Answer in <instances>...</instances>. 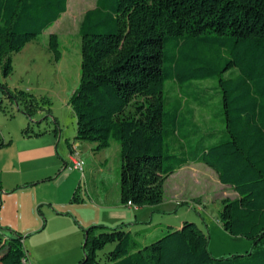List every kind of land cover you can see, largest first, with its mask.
<instances>
[{"label": "trees", "instance_id": "trees-1", "mask_svg": "<svg viewBox=\"0 0 264 264\" xmlns=\"http://www.w3.org/2000/svg\"><path fill=\"white\" fill-rule=\"evenodd\" d=\"M67 2L0 0L3 78L13 72L12 56L53 27ZM78 35L80 82L68 101L76 120L72 141L93 145L94 153L111 142L119 146L120 202L157 207L171 175L202 164L237 195L221 201L217 222L252 247L245 256L215 259L208 236L192 222L133 234L126 224L94 225L82 231L78 264H100L107 246L104 264H264V0H96ZM47 50L54 62L61 59L56 34L49 35ZM204 82L211 88L195 87ZM167 83L173 96L166 95ZM0 90L28 116L39 107L28 92L3 85ZM207 91L219 97L216 117L223 131L216 138L205 133L192 144L199 130L184 120L183 106H205L212 99ZM205 137L214 141L204 143ZM79 191L78 186L72 202H81ZM3 230L0 264H24L23 236L15 232L4 239Z\"/></svg>", "mask_w": 264, "mask_h": 264}, {"label": "rangeland", "instance_id": "rangeland-1", "mask_svg": "<svg viewBox=\"0 0 264 264\" xmlns=\"http://www.w3.org/2000/svg\"><path fill=\"white\" fill-rule=\"evenodd\" d=\"M95 1L68 0L67 12L62 15L60 20L39 36L37 40L27 44L21 52L12 56V74L5 79L0 73V87L3 85L9 90L28 92L39 101L38 109L31 116H28L22 105L17 106L14 100L7 97L0 90V143L10 142L8 147L0 148V195L2 194L0 202L35 200L46 202L40 206V209L48 208L49 205L47 204L50 202L66 201L67 198L63 194V185L65 186V184L72 181V176H78V180H82V173L79 171L71 174L61 173L55 176V173L59 169H63L64 164L67 163L68 152L63 148V140L59 147L55 146L57 145L58 134L56 135L54 130L57 128L62 136L67 137H71L75 133L76 120L68 101L80 82L81 56L78 30L83 15L95 6ZM50 34H56L59 38L61 59L58 62L53 61L52 55L47 50ZM211 86V82L195 84V87L199 89H208ZM172 89L173 85L171 83L165 85L167 96L168 92L170 96L174 95ZM206 93L212 99L205 106L200 107L192 101L183 106L182 115L184 120H191L198 126L197 129L199 130V134L191 138L192 144H195L199 137L205 133H211L213 134L212 137L216 138L219 135L218 133L223 131V126L216 117L220 110L219 97L213 96V91H207ZM169 108V105L166 106V110ZM24 131H27L30 137H26ZM37 133L43 134L36 136ZM211 138L205 137L203 139L204 143L214 141ZM83 144L85 145L79 147L77 152L85 162L86 169L94 162L93 157L89 155L90 151L87 149L89 143ZM111 144V147L101 157L102 159L106 157L109 160L110 167L113 166V163H119L120 160L116 157L118 146L114 142ZM116 165L118 166V164ZM201 168H205V166L201 164L187 169H197L196 171H198ZM205 170L208 173L198 171L193 174L197 175L198 178L196 176L188 177L192 173L185 172V174L179 173L176 177L169 179L166 184V199L163 205L158 207L159 212L153 214L152 222L140 225L135 231L156 227L159 224L179 228L181 222L188 221L194 223L208 236V249L213 258L245 256L252 251L251 243L244 238L229 235L217 222L218 213L222 207L221 201L223 199H236L235 193L228 187H221L217 177L211 173L212 171L207 168ZM49 172L53 173L49 181L41 182L30 188L31 191L29 192L31 193L27 194L25 191L18 193L15 190L7 193L1 188L2 182L3 187L11 189L14 187L16 179L33 175L35 177L47 175ZM107 176L110 183L109 190H112L114 187V172L110 171ZM59 182L62 183L59 184ZM81 187L82 190H80L79 195L87 202L88 196L83 180ZM174 189H177L175 193L178 197L179 195L183 197L189 194L193 197H199L195 200H187L186 203L181 202L183 199H180L177 207H175L172 203L167 202V196ZM72 193L71 191V195ZM70 200L71 198L67 202H70ZM194 202H200V205L202 202L199 210L193 208ZM81 206L73 203L68 208H75L77 210L75 213H79V215L88 214L89 211ZM68 217L78 231L77 237L70 227L62 225L57 232L49 235L46 240L36 243V251L43 249V264H78L82 259V231L87 228H83L79 223L76 224L75 222L78 219L73 216L69 215ZM18 227L14 229L4 228L2 236L4 239H9L14 236L15 232L21 234L25 240L24 248L29 252L30 240L38 241L43 233L41 231L31 233L27 232L25 226ZM110 249L111 246H107L103 252L99 253V257L102 259L100 264H104L103 253Z\"/></svg>", "mask_w": 264, "mask_h": 264}, {"label": "crops", "instance_id": "crops-1", "mask_svg": "<svg viewBox=\"0 0 264 264\" xmlns=\"http://www.w3.org/2000/svg\"><path fill=\"white\" fill-rule=\"evenodd\" d=\"M67 9H68V2H67ZM74 134L75 133H73L71 137H67L65 135L62 136V134L59 132L57 140L53 137L57 142V145L55 146L59 147L61 141L63 140V148L66 149L68 152L67 163L64 164L63 169L61 168L62 173L71 174V173L77 172L72 169V160H73L72 152L74 149L78 151L79 147H82L85 144L78 143V142L74 143L72 141ZM68 140H69V144L67 142ZM4 141L5 140L3 139V142ZM5 144H7V142H5ZM70 144L71 146H69ZM9 145L10 144H7L1 149H4L8 147ZM111 145L112 144H110V147ZM87 149L88 151H90L89 155L93 157V162H94L93 165L86 167V169H85V162H84V172L82 174V180L84 181V188L88 196V201L85 202V200L82 198L80 203H75V204L82 205L81 206L82 208L85 207L84 209H87L89 211L88 214L79 215V213H75L77 211L75 210V208H68L70 207V205L74 203L72 202V199L70 200V202H67V201L70 198H72V195L74 191L76 190V188L79 186L80 190H82V187H81L82 180L81 179L78 180V176H72L73 177L72 181L65 184V186L63 185V189H64L63 194H64V197L67 198L66 201L56 202V203L50 202L47 204L49 205L48 208L40 209V206H42V204L44 205L46 202H38L35 200H31V201L27 200L26 202H1L0 226L2 228L14 229V228H19L18 226H25L27 232L34 233V232L41 231L43 233L42 236L38 238V241L30 240L29 242L30 251L29 252L26 251L28 255L29 264H43V257H44L43 252H42L43 249H41L40 251H36L37 249L35 247V244L38 242H42L43 240H46L49 237V235L54 234V232H57L58 229L61 228L62 225L70 227L73 234L77 237L78 231L75 228L72 221L70 220V218L68 217L69 215L78 219L77 224L79 223L83 228H88L94 225L103 226L106 228H116L122 224H126V228H125L126 231L130 232L131 234L137 233L140 231H135V230H137V228L140 225L149 224V222H152L151 220H152L153 214L159 212L158 207L163 205L166 199V184H167V181H169V179L176 177V175H178L179 173L185 174V172L192 173L188 175V177L196 176V178H198L197 175H193V174L198 171L200 172L203 171V172L208 173L205 170V168L209 169L206 166L205 168H201V170H198V171H196L197 169H193V170L187 169L188 167L197 166L201 164H191V165H188V166H185L179 169L173 175H171L164 183L163 201L159 206L154 207V208L145 207V208L135 209L131 206L123 205L120 202L119 172H118V170L120 169V160H119V163H115V164L113 163V166L110 167L109 160L106 157L103 159L101 158L103 153L106 152L107 149L99 153H94L92 151L93 145H90V144H89V148ZM117 151L118 152L116 153V157L120 158L119 146H118ZM116 164H118L119 167ZM110 171L114 172V175H115L114 176V187L112 190H109L110 183L108 182L109 177L107 176V174ZM211 173H213L216 176V174L213 171ZM52 174L53 173L49 172V174L47 175H41V176H36V177L35 175H33V176L26 177V178L22 177V178L16 179V183L14 187H12L11 189L7 187L6 189L5 187H3L4 185L2 182L1 188H3V190L7 193H9L11 190H15V192H18V193L21 191H25V193L28 194V193H31L29 192L31 191L30 188L40 184L41 182L44 183L46 181H49V178L53 176ZM77 180H78V183L76 184ZM60 183L62 182H59V184ZM219 185L221 187H226V186L221 185L220 183ZM71 191L73 192L72 195H71ZM176 191L177 189H174V191H172L167 196V202L172 203L175 207H177L178 201L180 199H183L181 200V202L186 203L187 200H195V198L199 197V196L193 197L190 194L184 195L183 197H180L179 195L178 197V195H176L175 193ZM20 195H25V194H20ZM235 196L237 198L236 193H235ZM193 205H194L193 208H196L197 210H199V207L202 205V202H201V205H200V202H194ZM69 209L72 211H70ZM162 213L164 212L162 211ZM147 220H150V221H147ZM144 230H147V229H144Z\"/></svg>", "mask_w": 264, "mask_h": 264}, {"label": "built area", "instance_id": "built-area-1", "mask_svg": "<svg viewBox=\"0 0 264 264\" xmlns=\"http://www.w3.org/2000/svg\"><path fill=\"white\" fill-rule=\"evenodd\" d=\"M72 157H73V160H72V169L75 170V171H79V172H81L83 174V172H84V161L79 156V153L77 152L76 149L73 150ZM129 206H131V205H129ZM23 263L24 264H29V260L28 261H23Z\"/></svg>", "mask_w": 264, "mask_h": 264}]
</instances>
